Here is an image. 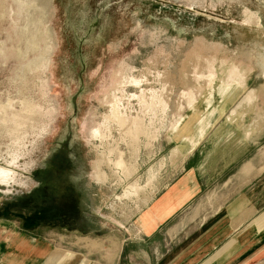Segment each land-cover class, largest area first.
Returning <instances> with one entry per match:
<instances>
[{"label":"rangeland","instance_id":"1","mask_svg":"<svg viewBox=\"0 0 264 264\" xmlns=\"http://www.w3.org/2000/svg\"><path fill=\"white\" fill-rule=\"evenodd\" d=\"M186 179L176 216L264 212V0H0V219L98 249Z\"/></svg>","mask_w":264,"mask_h":264},{"label":"crops","instance_id":"2","mask_svg":"<svg viewBox=\"0 0 264 264\" xmlns=\"http://www.w3.org/2000/svg\"><path fill=\"white\" fill-rule=\"evenodd\" d=\"M146 188L139 189L137 207L156 184ZM195 190L192 179L169 184L131 221L134 231L110 234L98 249H68L0 219V264H264V212L225 209L198 222L176 216Z\"/></svg>","mask_w":264,"mask_h":264},{"label":"trees","instance_id":"3","mask_svg":"<svg viewBox=\"0 0 264 264\" xmlns=\"http://www.w3.org/2000/svg\"><path fill=\"white\" fill-rule=\"evenodd\" d=\"M33 214V215H32ZM31 217H27L29 219V224H38L42 222H52L50 224H54L56 220H59L61 216H65L64 212H62L60 207H54L50 205H42L41 208L36 209L32 212ZM62 220V218L60 219Z\"/></svg>","mask_w":264,"mask_h":264},{"label":"bare ground","instance_id":"4","mask_svg":"<svg viewBox=\"0 0 264 264\" xmlns=\"http://www.w3.org/2000/svg\"><path fill=\"white\" fill-rule=\"evenodd\" d=\"M162 104H161V100L158 98L157 100H156V102H155V106H156V109H158L159 108V106H161ZM152 181V180H151ZM150 183V182H149ZM142 189V188H141ZM143 190H144V187H143ZM127 193L130 195V196H132V195H136L137 197H138V199H139V197H140V195H139V193H138V189H136V190H134V191H132L131 190V192H129V191H127Z\"/></svg>","mask_w":264,"mask_h":264}]
</instances>
